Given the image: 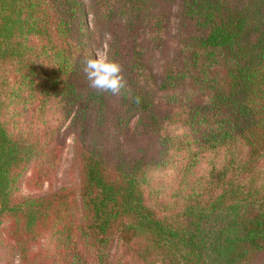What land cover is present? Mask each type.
I'll return each mask as SVG.
<instances>
[{"label": "trees", "instance_id": "1", "mask_svg": "<svg viewBox=\"0 0 264 264\" xmlns=\"http://www.w3.org/2000/svg\"><path fill=\"white\" fill-rule=\"evenodd\" d=\"M93 3L0 0V264H264V0ZM103 30L118 95L83 72Z\"/></svg>", "mask_w": 264, "mask_h": 264}, {"label": "rangeland", "instance_id": "2", "mask_svg": "<svg viewBox=\"0 0 264 264\" xmlns=\"http://www.w3.org/2000/svg\"><path fill=\"white\" fill-rule=\"evenodd\" d=\"M85 10V21L86 25L89 29V31H94L95 29V18H94V3L93 0H79ZM158 1H164V0H158ZM177 5L178 1H176L173 5L170 6L171 8V17L169 19V33H170V39L167 44L162 46L160 49L156 50L151 57V63L153 68V73L157 75L158 78H161L166 67L169 65L172 54H173V46H174V34L176 33V13H177ZM111 31V30H110ZM106 34H110L108 30H103L101 33V38L99 42L94 44L93 47V56L97 50L102 49L105 45L108 46V43L110 40L106 39ZM136 122V118L132 119L130 121V128L133 129ZM68 123L66 124V126ZM65 129V128H64ZM72 138L68 137L65 142L64 151L62 153V158L60 161V166L56 171V180L54 183L55 188H59L62 186H68V187H76V176H77V170L74 168L72 169ZM47 190V184H44L42 191ZM21 192L23 194H37L39 191H32L29 192L26 188H21ZM41 192V191H40Z\"/></svg>", "mask_w": 264, "mask_h": 264}, {"label": "clouds", "instance_id": "3", "mask_svg": "<svg viewBox=\"0 0 264 264\" xmlns=\"http://www.w3.org/2000/svg\"><path fill=\"white\" fill-rule=\"evenodd\" d=\"M106 39L110 40L111 35L106 34ZM83 72L89 82V86L100 92L118 95L126 88L127 82L123 74L122 65L109 56L106 45L102 49L97 50L93 57L85 61Z\"/></svg>", "mask_w": 264, "mask_h": 264}]
</instances>
